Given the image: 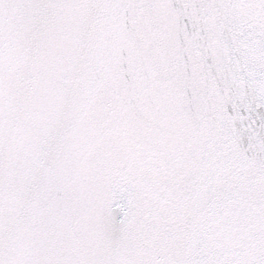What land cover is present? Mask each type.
<instances>
[{"label":"snow or ice","instance_id":"obj_1","mask_svg":"<svg viewBox=\"0 0 264 264\" xmlns=\"http://www.w3.org/2000/svg\"><path fill=\"white\" fill-rule=\"evenodd\" d=\"M0 264H264V0H0Z\"/></svg>","mask_w":264,"mask_h":264}]
</instances>
